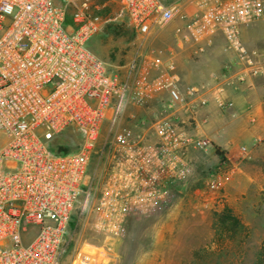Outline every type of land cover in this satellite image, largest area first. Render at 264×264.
<instances>
[{
	"label": "built area",
	"instance_id": "2783aa9c",
	"mask_svg": "<svg viewBox=\"0 0 264 264\" xmlns=\"http://www.w3.org/2000/svg\"><path fill=\"white\" fill-rule=\"evenodd\" d=\"M119 2L140 39L173 28L166 56L150 48L111 71L88 47L105 24L98 0H0V264H59L73 217L90 210L99 229L123 236L133 212L187 176L193 152L215 149L181 125V114L207 104L209 86L183 84L178 49L199 55L225 37L237 72L227 65L216 79L223 110L233 107L226 87L262 74L241 28L264 21V0ZM155 99L152 119L122 127L129 110ZM65 131L81 144L57 155L51 142ZM71 264L89 261L80 253Z\"/></svg>",
	"mask_w": 264,
	"mask_h": 264
},
{
	"label": "rangeland",
	"instance_id": "374dc122",
	"mask_svg": "<svg viewBox=\"0 0 264 264\" xmlns=\"http://www.w3.org/2000/svg\"><path fill=\"white\" fill-rule=\"evenodd\" d=\"M98 4L104 10L105 24L90 40V47L111 71H120L139 53L150 48L166 56L167 47L174 45L173 28L160 33L154 40L140 39L129 28L121 35H108L109 24L125 21L120 14V2L98 0ZM198 61L199 56L193 54L190 45L178 49V68L183 66L188 70ZM158 105L151 109L149 106L129 110L122 127L130 128L138 119H152ZM107 132L108 128L102 137ZM3 142L4 139H0V145ZM53 143L67 145L75 152L81 137L65 131ZM207 151L191 154L189 173L174 183L162 200L130 215L123 236L112 237L99 229L93 210L76 214L59 264H71L80 253L88 258L89 264H251L255 258L259 261L264 256V249L259 257L254 249L258 248L264 234V142L250 150L253 155L245 161L246 180L242 173L245 163L240 172H233V164L217 158L213 147ZM255 182L262 189L248 186ZM230 212L245 221L236 232H231L230 222L222 223ZM221 244L228 248L213 249Z\"/></svg>",
	"mask_w": 264,
	"mask_h": 264
},
{
	"label": "crops",
	"instance_id": "0c3cea01",
	"mask_svg": "<svg viewBox=\"0 0 264 264\" xmlns=\"http://www.w3.org/2000/svg\"><path fill=\"white\" fill-rule=\"evenodd\" d=\"M241 39L249 50H256L261 54L259 60L263 71L259 76L249 77L238 90L226 87L221 97L223 101L233 103L231 108L223 110L218 103L220 96L217 87L220 83H217L216 79L228 73L227 65L232 67L233 74L237 72L234 66L236 53L229 48L222 34L214 37L212 44L198 55L199 61L192 63L188 70L179 66L183 82L189 85L209 86L202 97L207 100V104L200 108L197 115L181 114L182 127L194 136L211 140L215 147L221 148L226 161L233 164L236 172H240L243 163H245L244 168L246 167L245 161L253 155L250 150L258 143L264 142V21L243 26ZM157 103L158 100H153L150 109L156 108ZM216 157L218 158L217 155ZM246 169L247 167L242 172L245 174V180L248 177ZM248 186L262 189V186L259 187L256 182ZM237 218L242 226L245 221H241L240 217ZM262 237L258 248L254 249L256 257H259L264 249V234ZM221 245L213 249L228 248L227 245ZM258 262L255 258L251 264Z\"/></svg>",
	"mask_w": 264,
	"mask_h": 264
},
{
	"label": "trees",
	"instance_id": "16d2710c",
	"mask_svg": "<svg viewBox=\"0 0 264 264\" xmlns=\"http://www.w3.org/2000/svg\"><path fill=\"white\" fill-rule=\"evenodd\" d=\"M165 2H171V1H176V0H164ZM131 30V32H133V35L136 36L135 31L129 26V23L125 20L124 23L122 24H109V26H107V30L106 33L109 35L110 33H114V35L117 34H123L126 33V31ZM133 36V38L135 37ZM88 47L92 50V48L90 47V42L88 44ZM93 51V50H92ZM94 52V51H93ZM54 141V140H53ZM53 141L51 142V150L52 152H54L57 155H62V154H66V153H71L73 151H70L67 145H55L53 143ZM215 153L218 157H220L222 160L226 161V157L224 152L221 150V148L215 147ZM225 221H222L223 224H226V222H230L232 224L231 228V232H236L237 229L241 228V222L240 220L235 217L234 215L231 214V212L228 214V216L226 218H224ZM262 256V255H261ZM258 264H264V256H262L259 259Z\"/></svg>",
	"mask_w": 264,
	"mask_h": 264
}]
</instances>
